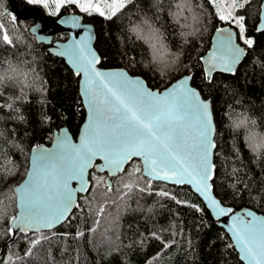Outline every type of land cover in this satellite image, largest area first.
Returning <instances> with one entry per match:
<instances>
[{"label": "trees", "instance_id": "1", "mask_svg": "<svg viewBox=\"0 0 264 264\" xmlns=\"http://www.w3.org/2000/svg\"><path fill=\"white\" fill-rule=\"evenodd\" d=\"M16 1L22 9L41 7L51 17L74 7L95 27V47L103 67L127 68L159 89L191 75L192 84L212 103L216 195L235 210L249 207L264 214V150L254 153L247 140L249 129L264 134V31L257 30L262 0H251L245 8L233 11L245 16V37L254 43L246 46L235 74L216 71L210 83L205 79L202 57L211 46L213 33L220 26L230 25L237 31L238 27L219 20L208 0H161L159 12L153 0H134L111 20L81 12L76 5L65 4L52 15L43 5ZM145 18H151L160 30L167 58L178 57L166 75H160L149 46L132 31ZM32 23L14 13L9 0H0V76L4 77L0 83V105H4L0 107V200H4L0 205V250L5 252L0 264H245L236 248L229 247L233 241L226 229L191 187L144 177L140 187L147 182L149 191H134L118 200L122 181L136 179L127 175L135 165L110 176L113 189L107 196L106 189L91 186L79 198V208L68 222L36 234L18 231L14 235L9 231L10 218L17 211L16 198L11 194L13 199L6 200L4 194L25 177L32 148L49 144L54 131L62 126L69 127L76 137L85 117L80 76L63 57L52 53L49 45L37 40L30 31ZM193 28L196 34L189 35ZM5 32L13 41L11 45L3 40ZM66 38L64 32L54 36ZM9 104L11 108L6 107ZM245 117L255 124L237 127ZM9 169L15 175L6 174ZM107 178L106 172L91 171L92 184L107 182ZM160 191L176 199L161 196ZM105 200H116V204L105 205V215L97 217L95 213ZM93 227L96 231L90 232ZM78 231L84 235L77 236ZM40 235L50 239L32 247L31 241ZM30 248L29 256L26 252Z\"/></svg>", "mask_w": 264, "mask_h": 264}, {"label": "snow or ice", "instance_id": "2", "mask_svg": "<svg viewBox=\"0 0 264 264\" xmlns=\"http://www.w3.org/2000/svg\"><path fill=\"white\" fill-rule=\"evenodd\" d=\"M31 4L49 8V0H28ZM57 12L65 4L76 5L81 12L91 15L97 13L111 20L122 9L133 4L134 0H113L102 8L94 0H51ZM221 21H231L238 27V33L230 29L219 28L215 51L207 58L205 79L212 80V73L220 70L235 74L236 66L245 54V48L236 43L238 37L243 45L252 46L254 41L245 37V16L234 15L233 11L225 14L218 0H208ZM251 0H231V8H245ZM153 7L160 11L161 0H153ZM15 20V16L12 17ZM80 17L70 16L61 20L62 24H70L73 28H82ZM198 23V18L193 17ZM3 25L0 24V28ZM191 27V26H189ZM264 31V12L261 13V24L257 29ZM136 38L147 44L151 50L152 63L160 75H166L170 67L178 60L167 58L162 44L160 30L153 26L151 18H145L132 28ZM196 29L189 33L195 35ZM94 36L90 28L84 35L73 38L62 51L57 54L66 56L75 69V75L83 76V92L87 97L90 110L89 123L84 128L79 143L69 139V133L62 130L57 137L58 151L52 153L33 149L35 155L29 158L30 168L27 179L18 186L9 188L4 199L18 200L19 216H12L14 229L20 232L41 233L42 230L53 229L56 225L68 222L73 208H79L76 192L88 193L90 185L106 189L104 195L112 192L113 185L106 181L92 184L88 179V169L99 167L108 170L110 175L125 172V166L132 167L127 175L135 176L133 182L122 181V190L118 189V200H124L134 191L147 192L151 185L147 182L140 187L141 180L146 177L150 181L171 182L176 185L188 184L194 187L204 200L207 208L217 217L231 214L230 231L234 238L233 245L242 253L241 259L246 264H264V217L252 211L243 215L234 213L233 209L223 206L213 192V177L216 165L213 162V141L215 127L211 110V102L201 98L200 92L190 86L191 76H184L175 85L162 92L149 88L140 77H131L124 71L105 72L96 67L100 56L92 48ZM3 40L9 45L13 43L7 32ZM4 77L0 76V83ZM4 107V105H0ZM11 108L12 105H6ZM255 124L247 117L241 119L237 127ZM2 135V133H0ZM248 146L254 153L264 150V134L248 130ZM99 161L94 165V161ZM139 160L140 163H136ZM142 165V166H141ZM8 175H15L11 169ZM94 179V178H93ZM72 181H78L79 187H71ZM161 196L170 197L169 192L160 191ZM4 200H0L3 205ZM182 203V201H177ZM116 204V200H105L97 209L96 216L105 215V205ZM203 211L197 205H191ZM247 217V218H246ZM100 221H96L99 226ZM13 228L9 231L13 232ZM95 232L96 228H90ZM55 235V233H53ZM78 231L77 236H83ZM155 235V234H153ZM50 239L40 235L31 241L32 247L42 240ZM26 255H32L31 248Z\"/></svg>", "mask_w": 264, "mask_h": 264}, {"label": "water", "instance_id": "3", "mask_svg": "<svg viewBox=\"0 0 264 264\" xmlns=\"http://www.w3.org/2000/svg\"><path fill=\"white\" fill-rule=\"evenodd\" d=\"M9 2L11 4V7H12L13 12L15 14H17L20 18L26 19V20L31 19L33 21V23L30 26V31L36 36V38H37L38 41L43 42V43L49 45V50L52 53L57 54L59 51H62L63 50L62 49V46L63 45L68 44L70 42V40L73 39V38H76V39L80 38V36H83L84 35L85 29L86 28H90L91 33L94 36V39L91 42L92 48L100 56L99 51L95 47V40H96V30H95V27H94V25L92 23H89V22L84 21L83 20V17H82V14L80 12H78V11H68V12H65L63 14H60L57 17H51V16L45 15L44 14V11L42 10L41 7L35 6V7L27 8V9H22V8H20L18 6L16 0H9ZM262 12H264V0H262V2H261L260 19H259V22L257 24V29H258V27L261 24V13ZM70 16H78V17H80V21L79 22L84 27H82V28H73L70 24H62V23H60L61 20L67 19ZM219 28L230 29L233 33H238L237 29L235 27H233V26H230V25L220 26L217 29H219ZM217 29L213 33V36H212V39H211V46H210L209 50L202 57V63H203V66H204V69L205 70H206V68L208 66L207 65V62H206L207 61V58L212 54L213 51H215L216 40H217V37L220 35L217 32ZM61 32L66 33L67 34V38L64 39V40L54 39V36H56L57 34H59ZM234 39L236 40V43L240 44L241 47H244L245 48V54H246V50H247L246 46L243 45V43L241 41H239L238 37H234ZM245 54L243 55V57L240 60V62L243 60ZM61 57H63L66 60L67 64L75 72V69H74L73 65L69 62L68 58L66 56H61ZM100 61H101V56H100ZM240 62L236 66V69L238 68ZM96 67L98 69L102 70V71H105V72H109V71L116 72V71L124 70V71H126L129 74V76H131V77H140L149 88H151L153 90H156V91H160V92H162L166 88H169V87L175 85L184 76H191V75H184V76L178 78L177 80L173 81L167 87H165L163 89H159V88H153V87H151L143 76H141L139 74H132L127 68H124V67H103V66L100 65V63L97 64ZM217 71H220V70H217ZM214 72H216V71H214ZM214 72L212 73V75L214 74ZM220 72H223V71H220ZM83 83H84V78L81 75L80 78H79V92H80V95H81V98H82V103H83V106H84V109H85V117H84V120H83V122H82V124H81V126L79 128V131H78L77 136L75 137L73 135V133L71 132V130L69 129V127L62 126L59 129H56L54 131L52 140H51V142L49 144H41V145H38L39 148H40V150H48V151H50L52 153H56L58 151L57 137L59 135H62V130H66L69 133V139L72 140L73 143H77V144L79 143L80 137L83 135L84 128L89 123V117H90V110H89V107H88V104H87V97H85L82 94V92H83ZM189 83H190V86L191 87L196 88L200 92L202 99L211 102V99L210 98H205L202 95V93L199 90V88H197L196 86H194L192 84V80ZM211 110H212V116H213V124H214L215 131H216V124H215V119H214V114H213L212 103H211ZM215 131L213 133V141H214V143H215V138H214L215 137ZM34 148H37V146H35ZM34 148H32V150L30 152V157L33 156V155H35V153L33 152V149ZM214 153H215V149L213 150V162L215 163V161H214ZM98 162H99L98 160L97 161H94V165L96 163H98ZM126 166H125V168H126ZM29 168H30V164L28 166L27 171L29 170ZM92 170H95V171L100 172V173H104V172L108 173L107 182H109V183L112 184V180H111L110 176H114V175H110L109 172H108V170H101L99 167H91V168L88 169V179L91 182H92V179H91V171ZM118 174H120V173H117L116 175H118ZM25 179H27V172H26V175L23 178V180L20 183H18L16 186H18L19 184H22ZM213 179H214V177H213ZM168 183L173 184L171 182H168ZM182 185H187V186L191 187V189L194 191V187L192 185H188V184H182ZM70 186L71 187H74V188H78L79 187V183H78V181H72L71 184H70ZM90 188H91V185H90ZM213 192L216 195V193L214 191V186H213ZM82 194H86V193H80V192H76L75 193L76 202L77 203L79 202V198H80V196ZM216 197L221 201V199L217 195H216ZM200 198L203 200V198L201 196H200ZM222 205L233 209L234 213H237V214L243 215L244 212L247 210V211L254 212L257 216L264 217V214L263 213L258 212L256 210H254L253 208L244 207V208H240V209L235 210V208H233L232 206L226 205L223 202H222ZM16 206H17V211H16L15 216H19L20 209L18 207V200L17 199H16ZM75 209L76 208L74 207L73 208V211ZM73 211L69 214L70 216L73 213ZM211 214L218 221L219 225H221L222 227H224L226 229V231L228 232V234L230 235V237H231V239H232V241L234 243V238H233L232 233L230 231V226H231V223H232L231 214L229 216H221L219 218H217L212 212H211ZM59 225L60 224L56 225L55 227H57ZM11 227L14 229V225H13V222L12 221H11ZM44 230H48V229H44ZM18 231L19 230L14 229L13 234L15 235ZM236 250L239 253V257H241L242 253L238 250V248H236ZM4 254H5L4 250H0V261L3 259ZM242 261L246 264V261H244V260H242Z\"/></svg>", "mask_w": 264, "mask_h": 264}, {"label": "rangeland", "instance_id": "4", "mask_svg": "<svg viewBox=\"0 0 264 264\" xmlns=\"http://www.w3.org/2000/svg\"><path fill=\"white\" fill-rule=\"evenodd\" d=\"M97 1V0H96ZM101 3V7L105 8V11H107V8L105 7L106 4H110L113 2V0H98ZM220 6L222 9H224L225 14H227L228 11H234L230 6H231V0H218ZM72 6V5H71ZM44 7V6H43ZM72 8V7H70ZM73 10L71 11H76L75 8H72ZM44 10L48 13L51 14L52 12L55 11V6L52 4L51 0H49V8H45ZM61 10V9H60ZM58 13V12H57ZM56 13V14H57Z\"/></svg>", "mask_w": 264, "mask_h": 264}, {"label": "crops", "instance_id": "5", "mask_svg": "<svg viewBox=\"0 0 264 264\" xmlns=\"http://www.w3.org/2000/svg\"><path fill=\"white\" fill-rule=\"evenodd\" d=\"M94 2H97V3H100L98 0L96 1V0H94ZM100 5H101V3H100ZM71 10H73L72 8H70L69 9V11H71Z\"/></svg>", "mask_w": 264, "mask_h": 264}, {"label": "bare ground", "instance_id": "6", "mask_svg": "<svg viewBox=\"0 0 264 264\" xmlns=\"http://www.w3.org/2000/svg\"><path fill=\"white\" fill-rule=\"evenodd\" d=\"M81 197V196H80Z\"/></svg>", "mask_w": 264, "mask_h": 264}]
</instances>
